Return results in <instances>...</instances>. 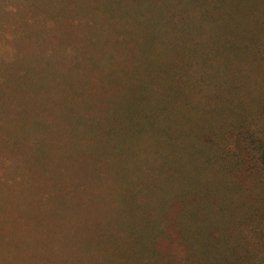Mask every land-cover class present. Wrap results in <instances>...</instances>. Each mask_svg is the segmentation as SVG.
<instances>
[{"label": "trees", "instance_id": "16d2710c", "mask_svg": "<svg viewBox=\"0 0 264 264\" xmlns=\"http://www.w3.org/2000/svg\"><path fill=\"white\" fill-rule=\"evenodd\" d=\"M89 1L84 8L93 29H86L81 45L74 43L80 35L79 25H74L77 17H66L68 11L60 16L33 7L15 9L13 16L0 12L8 22L16 21L17 14L24 21V13L30 20L29 28L16 27V36L0 32L8 42L1 43L6 50L0 51V97L12 95L6 104L14 106L7 107L14 111L0 107V130L7 141L19 139L17 149L7 144L5 150L15 165L8 178L25 184L22 191L58 204L53 217L69 216L70 231L79 221L88 223L79 207L85 197H98L102 179H110L112 187L106 188L115 194V204L104 212V219H91L81 247L97 249L99 257H88L94 264H162V244L171 228L168 219L182 200L176 187L187 179L180 173L191 170L186 173L195 186L194 159L199 155L192 144L196 121L203 114L196 92L212 90L209 84L219 79L212 34L221 19L214 14L237 2ZM37 17L45 23L41 34L32 27ZM104 26L111 30H101ZM23 30L29 31L28 40L40 34L44 45L52 43L46 30L59 32L49 50L65 59L67 70L61 72L55 62L44 63L40 54L24 55L15 78L8 66L18 51L9 42H24ZM119 48L126 63L108 68ZM60 73L58 81L55 76ZM43 110L52 118L40 119ZM260 161L264 167V147ZM198 165H203L201 158ZM48 176L51 184L46 183ZM200 179L205 180L201 174ZM84 258L80 256L77 264H86Z\"/></svg>", "mask_w": 264, "mask_h": 264}, {"label": "rangeland", "instance_id": "374dc122", "mask_svg": "<svg viewBox=\"0 0 264 264\" xmlns=\"http://www.w3.org/2000/svg\"><path fill=\"white\" fill-rule=\"evenodd\" d=\"M235 2L236 6L221 8L214 14L221 19L220 24H214L212 34L219 79L209 84L212 90L201 94L195 91L203 112L199 123L196 121L195 143L192 144L193 151L199 155L198 160L194 159L195 186L190 183L193 178L186 173L191 170L182 171L181 179H187L176 187V195L182 200L171 210L168 219L171 228L169 237L164 239L166 245L162 244V264H264V167L260 161L264 147V0ZM84 4L85 0H0V12L6 10L13 16L17 13L15 9L22 12L24 7L28 10L33 7V10L60 16L68 11L66 17H77L78 23L74 25H79L80 35H76L74 43L81 45L86 29L92 28L91 15L85 12ZM23 15L24 21L19 14L16 21L11 22L9 18L0 17V32L13 36L16 27L29 28L28 15ZM39 19L32 22L37 31L45 26ZM105 28L109 27H101V30L108 31ZM23 31L27 37L29 31ZM37 34L28 40L29 35L24 42H9L18 51L17 59L8 66L15 78L22 68L24 55L40 54L44 63L55 62L61 72L67 70L65 59L49 50L56 43L53 36L59 32H44L51 45L41 43L44 38L39 36L41 30ZM0 38L3 52L6 46L1 43L8 42L1 34ZM61 42L58 40V44ZM117 53V60L107 62L108 68L117 69L126 63L122 49ZM62 74L55 78L60 81ZM11 96L4 93L0 107L14 109L13 104H6L12 100ZM43 111L40 119L52 118L48 110ZM3 132L0 130V264H70L69 261L77 264L80 256L85 257L84 263L94 264L88 257L100 255L94 247L89 250L81 247L82 237L84 231L91 229L92 218L104 219L107 208L114 206L115 194L106 188L109 184L112 187L111 180H101L98 197L83 199L79 212L88 223L74 218L80 225L70 231L69 216L53 217L58 204L22 191L27 188L25 184L8 178L15 165L7 160L5 150L7 144L17 149L19 139L7 141L8 136ZM15 141L17 147L12 144ZM200 158L201 166L198 165ZM49 173L52 177L54 170ZM199 174L206 181L199 180ZM50 177L47 184L53 181Z\"/></svg>", "mask_w": 264, "mask_h": 264}]
</instances>
